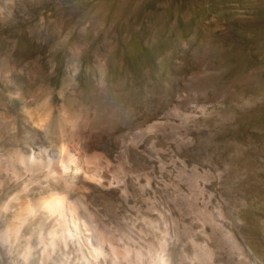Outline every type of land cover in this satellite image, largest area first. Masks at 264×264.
Segmentation results:
<instances>
[{
  "label": "rangeland",
  "instance_id": "1",
  "mask_svg": "<svg viewBox=\"0 0 264 264\" xmlns=\"http://www.w3.org/2000/svg\"><path fill=\"white\" fill-rule=\"evenodd\" d=\"M0 264H264V0H0Z\"/></svg>",
  "mask_w": 264,
  "mask_h": 264
}]
</instances>
